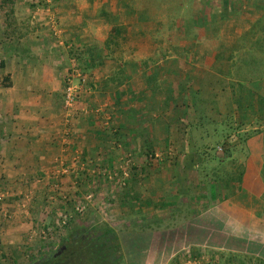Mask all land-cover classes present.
<instances>
[{
  "label": "crops",
  "instance_id": "crops-1",
  "mask_svg": "<svg viewBox=\"0 0 264 264\" xmlns=\"http://www.w3.org/2000/svg\"><path fill=\"white\" fill-rule=\"evenodd\" d=\"M196 1L202 17L187 14L176 24L188 32L196 24L205 25L206 32L210 25H218L217 31L212 35L198 28L201 32L197 29L200 33L194 37L202 43L192 49L194 53L188 50L194 37L187 33L182 41L188 46L183 49L186 55L179 53L185 59L176 54L166 57L159 74L137 69L139 63L128 70L103 60L111 57L108 51L113 42L126 38L144 42L154 35L151 27L155 23L136 16V0L16 2L14 10L25 14L17 21L31 26L5 44L0 35V171L8 175L6 180L25 183L36 176L44 194L52 178L60 185L58 195L73 199L74 183L69 177L73 173L62 171L80 170L86 161L92 163L109 143L110 133L124 147L135 149L143 144L158 151L164 146L165 154L173 155L178 149L174 153L181 158L205 154L200 133H248L243 147L235 144L230 148L226 168L219 167L213 180L212 210L230 228L243 229L252 240L261 242V246L251 244L247 251H255L253 246L264 250V68L252 67L254 54L247 45L255 42L257 28L264 27V0ZM189 3L183 0L182 7L188 8ZM110 17L115 19L113 29L119 28L123 34H110L104 21ZM167 22L175 24L173 19ZM207 36L210 38L205 39ZM107 42L109 50L104 51ZM74 46H85L89 51L85 58L91 59L95 73L101 71L97 77L93 75L95 88L82 97L75 117L73 109L67 112L62 105L64 75L72 67L68 50ZM143 50L134 51L132 60H148L151 54ZM230 53L237 56L240 68L233 69L232 61L226 62ZM85 58L81 59L84 65ZM191 58L193 62L188 60ZM255 71L263 76L253 77ZM110 91L116 94L112 96ZM145 93L152 94L142 98ZM134 94H139L138 101L131 100ZM192 114L193 120L197 117L195 122L189 117ZM204 123L213 126L204 127Z\"/></svg>",
  "mask_w": 264,
  "mask_h": 264
},
{
  "label": "rangeland",
  "instance_id": "rangeland-1",
  "mask_svg": "<svg viewBox=\"0 0 264 264\" xmlns=\"http://www.w3.org/2000/svg\"><path fill=\"white\" fill-rule=\"evenodd\" d=\"M19 1L23 0H16ZM34 1L39 3L42 0H32ZM63 1L65 0H50V2ZM125 1L131 2V0ZM136 3L138 4L135 8L136 16L145 21L151 20V24L155 23V26L151 27V33L154 35L149 36L144 42L129 41L127 38L126 41L120 40L118 44L113 42L115 45L111 44L110 50L107 42L104 51L109 50L111 57L103 60L117 64V68L122 66V69L133 70L134 63H139L140 67L137 69L159 74L163 69L161 61L166 57L176 54L182 59L179 53L183 52L186 55L184 50L188 46L182 41L188 38L187 33L194 37L201 30L203 33L206 32L207 27L203 24L201 26L196 24L193 29L192 27L189 29V32L183 26L176 24L186 19L187 14L202 17L196 0H190L188 8L182 7L183 0H136ZM24 15L14 10L16 21L14 20L12 24L13 38L21 37L25 29L28 27L30 29L29 22L17 21L25 18ZM170 19L175 22L173 26L167 24ZM104 21L110 27L112 35L115 19L110 17L105 18ZM208 28L207 32L214 35L218 25H210ZM118 29L115 34H123V31L118 32ZM257 30L253 34L255 42L252 41L250 46L249 43L247 45L254 54V59L251 60L255 66L252 67L259 70L260 66L264 68V27ZM0 33L1 38H4L1 43L5 44L8 39L1 31ZM209 38L207 36L205 39ZM191 41L193 43L188 50L194 53L192 49L200 48L202 42H197L195 37ZM228 44L233 45V43ZM233 46L235 47L236 43ZM141 48L144 49L143 52L151 54L150 58L140 62L133 61L131 58L133 52ZM76 49L79 56H75ZM88 53L85 46H74L71 51L68 50L71 66L87 74V85H89L75 104L73 117L77 114L76 111L78 112L77 105L83 101L82 97L89 96L90 91L94 90L95 87L91 84L95 82L93 78L101 72L98 70L95 73L91 59L88 62V58H85ZM231 55L230 53L226 62L232 61L230 66H234L233 69L240 68L239 65L236 66L237 56ZM74 56L75 62L72 59ZM83 58L85 65L81 60ZM188 60L194 61L193 58ZM69 70L64 75L63 86ZM175 71L177 73L176 68L173 72ZM115 72H117L116 68ZM252 76L262 77L263 74L255 71V75ZM229 77L241 78L240 75H228ZM90 85L93 86L92 90ZM110 94L113 96L116 92L110 91ZM151 94L145 93L142 98ZM131 95L133 96V93ZM136 95L131 98L132 101L139 100L136 98L139 94ZM63 109L67 111L64 107ZM176 111L180 114V110ZM113 112H115L114 107L108 111V114L112 116ZM189 117L192 120L194 118L193 114ZM202 125L213 126L208 123ZM115 133H118V130ZM247 134L209 133L207 136L206 133H200V144L204 145L203 148H207L205 154L201 157L193 154L181 158L182 155L174 153L180 150L176 149L172 152L173 155L167 151L165 154L164 146L158 151L143 144L141 146L137 144L135 149L124 147L118 141L116 134L110 133L106 138L109 143L92 163L84 160L87 164L82 165L80 170L62 171L66 175L73 173L69 176L74 183L71 190L73 199L61 198L58 195L61 191L60 185L54 179L55 182H52V178L47 184L48 192L42 194L43 186L37 182L40 179L36 176L23 183L6 180L8 175L0 171V264H36L41 257L53 255L61 250L64 246V238L70 233L93 228H98L100 231L108 228L116 236L119 255H122L121 264H184L188 261L202 264H264V250H256L253 246L255 251H247L248 248H252L251 244L260 245L261 242L255 238L252 240L251 235H247L243 229L230 228L225 219L212 210L213 180L218 170L220 171L219 167L224 165L226 168L225 161L229 156L230 148L235 144L243 147ZM189 141L191 144L195 142L194 139ZM168 148L166 147V150ZM196 166L199 167L194 168ZM45 197L48 200H45ZM73 205L83 206L84 210L78 214L74 211L76 206L73 208ZM110 239L112 243H116L113 236H110ZM132 250L136 255L131 252ZM62 251V254L66 253V249ZM129 251L131 253L127 256ZM73 259H76L73 258V253L72 256L66 253L62 258L66 264L77 261ZM253 260L255 261L252 262Z\"/></svg>",
  "mask_w": 264,
  "mask_h": 264
},
{
  "label": "trees",
  "instance_id": "trees-1",
  "mask_svg": "<svg viewBox=\"0 0 264 264\" xmlns=\"http://www.w3.org/2000/svg\"><path fill=\"white\" fill-rule=\"evenodd\" d=\"M15 3L16 0H0V31L7 39L13 37L14 30L12 29V24L15 20ZM116 30V28L113 29L114 33H117ZM76 55L79 56L78 49H76ZM3 86H5V83ZM75 206L73 205V208ZM76 207L74 209L75 212ZM110 231L108 228L103 231H100L98 228L74 231L64 238L63 247L69 255L71 254L72 256L73 253V258H76L73 260L78 261H74L73 264H121L120 258H122V255H119L116 236ZM110 236H113L116 243L111 242ZM62 252V250H59L53 255L41 257L36 264H66L62 260L66 253L62 254ZM131 252L136 255L134 250ZM131 252L129 251L127 256Z\"/></svg>",
  "mask_w": 264,
  "mask_h": 264
},
{
  "label": "built area",
  "instance_id": "built-area-1",
  "mask_svg": "<svg viewBox=\"0 0 264 264\" xmlns=\"http://www.w3.org/2000/svg\"><path fill=\"white\" fill-rule=\"evenodd\" d=\"M72 59L73 62H75L74 58ZM87 77H88L87 74L81 73L80 71L77 70L76 67L73 68V65L70 68L67 77H65L64 86H63V107L67 109L68 112L72 111L75 104L78 103L80 96H82L86 88L89 87V85H87L88 84ZM73 79L76 83L73 81ZM219 151H221L220 148ZM83 210H84L83 206L79 205L76 207L77 213H80Z\"/></svg>",
  "mask_w": 264,
  "mask_h": 264
},
{
  "label": "water",
  "instance_id": "water-1",
  "mask_svg": "<svg viewBox=\"0 0 264 264\" xmlns=\"http://www.w3.org/2000/svg\"><path fill=\"white\" fill-rule=\"evenodd\" d=\"M63 249H64V247L61 250H63Z\"/></svg>",
  "mask_w": 264,
  "mask_h": 264
}]
</instances>
